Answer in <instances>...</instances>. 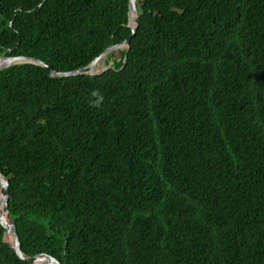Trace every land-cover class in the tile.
<instances>
[{
  "label": "trees",
  "instance_id": "1",
  "mask_svg": "<svg viewBox=\"0 0 264 264\" xmlns=\"http://www.w3.org/2000/svg\"><path fill=\"white\" fill-rule=\"evenodd\" d=\"M0 0V171L20 249L61 264H264V0ZM117 56L120 58L117 59ZM96 95H93V93ZM0 264H31L3 240Z\"/></svg>",
  "mask_w": 264,
  "mask_h": 264
},
{
  "label": "water",
  "instance_id": "2",
  "mask_svg": "<svg viewBox=\"0 0 264 264\" xmlns=\"http://www.w3.org/2000/svg\"><path fill=\"white\" fill-rule=\"evenodd\" d=\"M134 16V17H133ZM137 14H136V6L135 0H128V23L127 25L131 28V34H134L137 27ZM129 35L124 41L118 44H113L107 47L100 55H98L95 59H93L85 68L75 69L72 71H55L51 69L46 63L43 61L36 59L34 57L28 56H11L6 55L5 52L0 54V70L11 65H15L18 63H33L36 65H40L43 67H47L50 70V76H71L78 74L85 75H96L100 74L104 70L111 68L110 64L102 66V68L96 70L95 64L96 62L108 55L110 52L120 49V48H128L129 47ZM8 179L1 173L0 171V221L4 227V235L3 240L7 242L10 247L15 251V253L20 257V259L27 260L31 264H61L55 257L48 255L46 253H40L33 256L26 255L19 247L18 239L16 235V228L14 222L10 216V213L7 210V200H8ZM6 237H10L11 240L8 241Z\"/></svg>",
  "mask_w": 264,
  "mask_h": 264
},
{
  "label": "rangeland",
  "instance_id": "3",
  "mask_svg": "<svg viewBox=\"0 0 264 264\" xmlns=\"http://www.w3.org/2000/svg\"><path fill=\"white\" fill-rule=\"evenodd\" d=\"M120 49H123V48H120ZM113 52V51H112ZM120 57L119 56H117V59H119ZM100 59H102V62H100V64H95V69L96 70H98V69H100V68H102V66H105V65H107V64H112V58H108V55H106V56H104V57H102V58H100ZM102 64V65H101Z\"/></svg>",
  "mask_w": 264,
  "mask_h": 264
},
{
  "label": "bare ground",
  "instance_id": "4",
  "mask_svg": "<svg viewBox=\"0 0 264 264\" xmlns=\"http://www.w3.org/2000/svg\"><path fill=\"white\" fill-rule=\"evenodd\" d=\"M134 17V16H133ZM100 62H102V59H99L96 63L97 64H100ZM102 65V64H101ZM6 239L8 240V241H10L11 240V238L10 237H6Z\"/></svg>",
  "mask_w": 264,
  "mask_h": 264
},
{
  "label": "clouds",
  "instance_id": "5",
  "mask_svg": "<svg viewBox=\"0 0 264 264\" xmlns=\"http://www.w3.org/2000/svg\"><path fill=\"white\" fill-rule=\"evenodd\" d=\"M93 95H96V93L94 92Z\"/></svg>",
  "mask_w": 264,
  "mask_h": 264
}]
</instances>
